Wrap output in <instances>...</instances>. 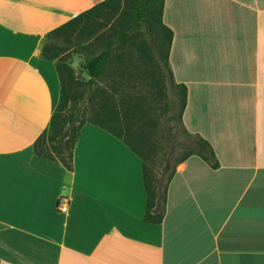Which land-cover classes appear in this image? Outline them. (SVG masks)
<instances>
[{"label": "crops", "instance_id": "1", "mask_svg": "<svg viewBox=\"0 0 264 264\" xmlns=\"http://www.w3.org/2000/svg\"><path fill=\"white\" fill-rule=\"evenodd\" d=\"M101 1L0 0V264H264V0H164L182 121L219 165L180 162L160 222L110 131L82 124L71 169L34 152L61 87L45 38Z\"/></svg>", "mask_w": 264, "mask_h": 264}, {"label": "rangeland", "instance_id": "2", "mask_svg": "<svg viewBox=\"0 0 264 264\" xmlns=\"http://www.w3.org/2000/svg\"><path fill=\"white\" fill-rule=\"evenodd\" d=\"M121 5L125 14L116 16L112 21L92 16L88 22H81L85 25L81 28L79 25L69 26L47 35L44 49L47 55L55 56L57 63H67L71 68L68 83L70 99L64 114L72 113L78 118L88 119L92 116L93 103L85 95L88 92L85 84L88 75L83 68L84 56L76 52L75 45L81 41L88 49L99 52L107 40L114 42V50L104 63L102 76L97 80V86L104 92H97L96 105L106 111H113L118 122L115 129L131 141L129 130L135 137L133 141L136 146L142 143L145 147H153L151 165L154 173H158L167 156L168 164L171 165L189 149L187 132L175 117L177 108L174 109L171 102L172 92L179 88L175 86L176 82H170L168 73L163 78L159 75L160 71L161 74L166 72L165 65L160 63L165 50L158 49L161 56L158 58L155 55L156 43L152 41L154 33L160 31L159 25L153 20L147 25L145 18L138 16L135 0H122ZM122 31L127 32L128 39L122 47H118ZM158 77L159 85L156 81ZM120 83L124 86V92L145 99L141 106L142 115L133 116L131 108L126 113L121 106L115 105V98L110 94ZM137 139L144 142H138ZM45 143L46 148L51 150L50 145ZM138 147H141L140 144Z\"/></svg>", "mask_w": 264, "mask_h": 264}, {"label": "trees", "instance_id": "3", "mask_svg": "<svg viewBox=\"0 0 264 264\" xmlns=\"http://www.w3.org/2000/svg\"><path fill=\"white\" fill-rule=\"evenodd\" d=\"M135 1L136 8L138 9L136 10L138 16L144 17L147 25H149V23H151L153 20L160 27V31H156L154 33V39H152V41L156 43L155 55L158 58L160 56L158 49L162 48L165 50L163 57L161 58L160 56V63L165 65L166 72L161 74L160 71L159 75H161L163 78L165 73H168L170 82L173 83L175 81L169 68V51L172 41V30L162 21L164 0ZM121 2L122 0H103L88 10L81 12L69 22L50 31L47 35H51L54 32H57L60 29H65L69 26L79 25V28H81L85 26L81 24V22H88L92 16H99L105 18L108 21H112L119 15L125 14V12L122 11L123 9H121ZM127 39V32L122 31L118 38V47H122ZM75 48L77 53L84 56L83 68L88 75V79L85 81L88 92H86L85 95H87V99L93 103V109L91 110L92 116L88 119H83L78 118L77 115L72 113L68 115L64 114L70 99L68 83L70 82L69 77L71 76V68L67 63H57V71L59 73L61 85L59 100L55 106L53 114L51 115L48 126L34 142V152L37 155L45 158L52 157L58 159L67 169H71L72 151L82 124L85 122H91L110 131L116 137L120 138L141 158V174L146 193V209L144 220L148 222H160L163 219L165 212L167 186L173 176L172 174L175 173L176 166L180 162L184 161L191 155H198L208 162L212 167H217L219 165L210 143L202 136L190 133L183 124L181 116L187 102V88H185L186 86L183 83H175V86L178 87L179 90L172 92L171 102L173 104V108H177V115L175 117L179 119L181 124L184 126L185 131L187 132V137L189 139V149L180 157H177L171 165L168 164L169 157L167 156L164 159L165 162L161 170L158 173H154L153 167L151 165V161L153 160L152 152H154L153 147L151 145H147V147H145L141 145L142 143H138L136 146L135 141H133L135 140V137H133L129 130L127 131L130 138L132 139L131 141L120 131L115 129L118 125V122L113 111L111 109L106 111L102 106L97 107L96 105L98 103L96 101L97 92L99 93L101 90L104 92V89L97 86V80L102 76L104 63L108 61L111 53L114 50V42L107 40L104 43L103 49L99 52H94L88 49L87 45L83 44L81 41L76 43ZM50 58L54 57L51 56ZM159 77L156 79L157 85L160 84ZM123 87L124 86L120 83L118 86H115L113 94H110L111 97L115 98V105L121 106L123 108V112L126 113H128L129 109L131 108L133 111V116L137 114L142 115L143 111L141 106L143 105V102H145V99L142 98V96L137 97L132 93L124 92L122 90ZM115 94L117 97H115ZM109 102L112 103L110 98ZM136 141L144 142L140 139H137ZM45 142L50 145L51 150L46 148L44 145L46 144ZM139 144L141 147H138Z\"/></svg>", "mask_w": 264, "mask_h": 264}, {"label": "built area", "instance_id": "4", "mask_svg": "<svg viewBox=\"0 0 264 264\" xmlns=\"http://www.w3.org/2000/svg\"><path fill=\"white\" fill-rule=\"evenodd\" d=\"M65 201V199H62ZM58 209H60L61 211H66V203L65 202H61L58 204Z\"/></svg>", "mask_w": 264, "mask_h": 264}]
</instances>
